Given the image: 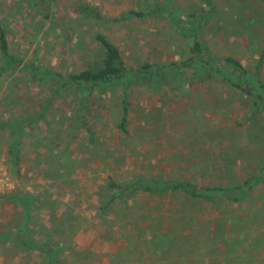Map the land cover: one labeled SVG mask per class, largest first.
Wrapping results in <instances>:
<instances>
[{
	"label": "rangeland",
	"instance_id": "rangeland-1",
	"mask_svg": "<svg viewBox=\"0 0 264 264\" xmlns=\"http://www.w3.org/2000/svg\"><path fill=\"white\" fill-rule=\"evenodd\" d=\"M215 1L216 14L201 35L207 58H236L253 70L264 47V22L259 21L264 0H246L253 9L235 0ZM202 4L200 0H0V28L7 33L11 51L26 63L64 76L84 71L103 55L96 41L101 33L119 48L129 69L157 67L153 84L147 80L129 89L127 137L118 129L121 86L105 92L67 86L54 97L51 86L33 82L24 72L0 80V124L16 119L26 126L20 172L8 154L10 132L0 126V233L32 222L35 236L44 238V231L45 235L54 231L55 216L59 219L67 212L72 221L60 229L61 238L51 240L55 250L63 246L64 264H123L122 258L125 264H228L221 256L226 248L220 246V255H212L216 243L207 241L211 234L206 226L196 224L238 217L250 204L191 206L196 218L192 226L170 225L181 205L188 206L174 194H139L108 212L101 210L111 177L119 183L142 176L214 186L244 182L264 166V110L252 116V97L220 79L200 84L186 67L184 72L168 71L170 65H183L191 58L192 46L153 11L157 5H168L187 21L189 14L203 11ZM83 6L100 17H84ZM131 11L146 15L124 19ZM83 120L96 139L83 128ZM13 195L37 199L28 219L10 199ZM263 197L264 183L251 200L263 207ZM130 216L140 226H128ZM167 233L175 241L162 258L161 248L154 244ZM237 249L240 252L234 255H241L242 248ZM250 254L264 261V244ZM231 260L235 262V256ZM0 264H48V259L0 240Z\"/></svg>",
	"mask_w": 264,
	"mask_h": 264
},
{
	"label": "trees",
	"instance_id": "trees-1",
	"mask_svg": "<svg viewBox=\"0 0 264 264\" xmlns=\"http://www.w3.org/2000/svg\"><path fill=\"white\" fill-rule=\"evenodd\" d=\"M200 1L203 3V11L201 13L193 12L189 14V20L187 21L178 16L174 10H170L168 5L163 7L157 5L156 9L153 11V13L160 12L161 14L159 15L166 19L171 26L175 27L178 33L192 46L191 58L183 65H170L168 71L174 70L175 72H184L182 68L186 67L189 72H193V79L200 84H205L215 79L225 81L237 91L245 92L254 99V112L252 116L257 117L264 110V47L253 70L246 68L236 58L227 57L219 59L214 56L207 58L201 35L208 22L216 14V1ZM235 1L241 2L247 8H252V6L246 3V0ZM95 11L96 10L89 6L81 7V13L86 18H99L100 16L95 14ZM145 15L146 14L142 12L135 13L131 11L124 19L127 20L133 17L143 18ZM259 21L264 22V16L259 18ZM96 41L101 45L103 55L97 60L95 65L90 66L84 71L64 76L58 72H52L48 68L37 65L36 63H26L17 54L13 53L10 48L7 33L1 26L0 80L5 78L8 74L24 72L33 82L40 85L51 86L54 97L60 95L62 90L67 86L76 88L77 90L97 89L100 92L112 90L115 86H121L124 88V94L122 101V117L118 129L127 137L130 135L128 117L131 108V96L129 89L143 84L147 80L148 82L150 81L149 83L153 84L151 81V79H153L152 74L157 67L149 64L139 70H131L125 63L119 48L110 42L105 35L99 33L96 36ZM220 62H223L224 66H219L218 64ZM87 101L88 98H85L83 103ZM86 105L87 104H85V106ZM44 118L45 115L39 116V120ZM0 126L1 128L8 129L10 132L8 154L12 159L13 167L16 172H20V146L26 126L16 119L2 123ZM82 126L88 131L92 138L96 137V134L89 128L86 120H83ZM197 168L201 169V166ZM263 183L264 166L260 169L257 168L252 176L244 182L236 181L233 184L220 183L214 186L207 184L202 185L199 181L195 182L178 179L163 181L154 178H144L142 176L128 183H119L111 177L106 188L107 193L102 196L104 198V204L101 210L108 212L111 209H115V207H119L118 205L120 204H126L130 199L139 194H148L151 196L174 194L183 201H186L185 204L188 206L181 205L176 212L178 215L177 218H174L175 220L170 219V225L192 226L195 224L196 218L195 216L193 217L191 209H189L191 206L207 203L216 206L237 205L242 208L250 204L246 207L248 211L243 210L242 215L238 217L232 216L228 219L222 218L219 222L212 220L214 224L206 222L202 223L203 225H196L206 226V229L211 234L210 237L206 238L207 241L213 240L216 243V246L213 247L212 255L215 257L220 255V246L226 248L223 254H221V256L225 255L227 257L223 262H227L228 264H264L262 259L259 260L254 255L250 254L255 250L258 252L264 244V206L259 207L258 204L253 202L255 199L252 198L251 200L252 194L257 186ZM10 199L21 207L26 219L29 218L36 207L37 199L35 197L27 200L24 196L13 195ZM187 202H189V204ZM252 204L254 208H251ZM122 209H124V207H121V210ZM52 211L55 212L57 210L52 209ZM124 214L129 215V212L125 211ZM63 216H66L65 219H63ZM71 221L72 216L67 212L59 216V219L55 216L53 225L54 231L52 230L53 232L51 233L49 231L47 234L48 236L45 235L46 231H44V238L35 236V232H33L35 229L32 227L35 226V224L32 222L23 223L24 226L19 223L16 229L2 231L0 233V240L14 243L26 252L36 251L42 253L47 257L48 264H64L60 259V254L64 251L63 246H58L59 251H57L51 245V240L54 236L61 238L64 233H62L60 229ZM126 223L128 226H140L138 219L133 216L128 217ZM211 226L218 227L212 228ZM228 228H230V231H228ZM176 233L181 232L175 230V234ZM231 234L232 237L230 236ZM235 235L237 236L235 237ZM227 237L230 238L234 244L230 243V239ZM183 238L182 236V239ZM196 238V236L193 237L194 242H198ZM157 241L158 242L155 243L154 246L161 248L162 258H165L166 255L170 253V247L174 246L171 241H175V238L172 233H167L157 238ZM237 248H242L241 255H234L238 250ZM238 252H240V250H238ZM232 256H235V262H231ZM121 262L125 264L126 260L122 258ZM166 262L170 261L166 260Z\"/></svg>",
	"mask_w": 264,
	"mask_h": 264
}]
</instances>
